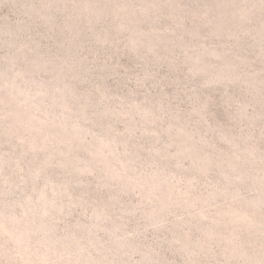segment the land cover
I'll return each mask as SVG.
<instances>
[{
	"label": "rangeland",
	"instance_id": "1",
	"mask_svg": "<svg viewBox=\"0 0 264 264\" xmlns=\"http://www.w3.org/2000/svg\"><path fill=\"white\" fill-rule=\"evenodd\" d=\"M0 264H264V0H0Z\"/></svg>",
	"mask_w": 264,
	"mask_h": 264
}]
</instances>
